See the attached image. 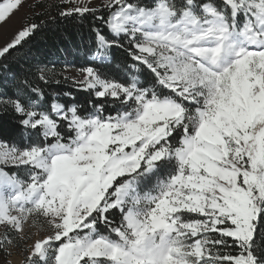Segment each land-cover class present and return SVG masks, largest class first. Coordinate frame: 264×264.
Listing matches in <instances>:
<instances>
[{"label": "snow or ice", "instance_id": "1", "mask_svg": "<svg viewBox=\"0 0 264 264\" xmlns=\"http://www.w3.org/2000/svg\"><path fill=\"white\" fill-rule=\"evenodd\" d=\"M41 15L91 17L63 75L83 100L47 90ZM13 252L264 264V0H0V264Z\"/></svg>", "mask_w": 264, "mask_h": 264}, {"label": "trees", "instance_id": "2", "mask_svg": "<svg viewBox=\"0 0 264 264\" xmlns=\"http://www.w3.org/2000/svg\"><path fill=\"white\" fill-rule=\"evenodd\" d=\"M52 14L55 15V10L52 11ZM40 20H45L46 24L41 31L36 33L30 44L34 50H39L44 54V63L50 69L54 79L61 80L59 85L53 83L46 86L47 90L49 92L61 90L73 91L79 100H83L86 94L76 92L71 81H63V75H67L65 65L69 66L68 69H77L85 66L87 63L83 52L78 50V46L83 44L87 47L90 39L87 25L91 17L85 18L83 26L76 25L73 20L61 21L59 24H54L52 21H49L45 15H41L37 18V22ZM50 29H63L71 38V42L62 38L58 40L57 37L59 36V32H53ZM81 34L83 35V39H81Z\"/></svg>", "mask_w": 264, "mask_h": 264}, {"label": "rangeland", "instance_id": "3", "mask_svg": "<svg viewBox=\"0 0 264 264\" xmlns=\"http://www.w3.org/2000/svg\"><path fill=\"white\" fill-rule=\"evenodd\" d=\"M97 2H99V0H97ZM29 11V8L27 5H25V7L21 8L20 11L18 13H16V15L12 18L11 21H9V25H15V26H19L18 21L21 17H23L25 15V13H27ZM7 27V26H6ZM11 33H9L10 35ZM66 74L69 76H73L76 75V68H67L66 70ZM5 257L3 256L2 253H0V261H2ZM8 259H10L12 261V264H16L17 260L19 259V256L17 255L16 252H13V255L11 257H8Z\"/></svg>", "mask_w": 264, "mask_h": 264}]
</instances>
